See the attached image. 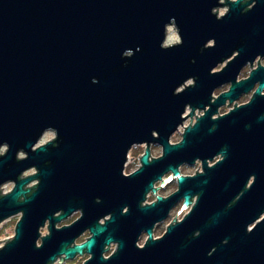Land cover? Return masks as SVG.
<instances>
[{
	"label": "water",
	"instance_id": "obj_1",
	"mask_svg": "<svg viewBox=\"0 0 264 264\" xmlns=\"http://www.w3.org/2000/svg\"><path fill=\"white\" fill-rule=\"evenodd\" d=\"M231 2L225 0L228 6ZM240 2L242 14L235 7L218 22L210 9L219 0H0V150L5 148L0 187L14 184L8 194L0 191V224L23 213L14 236L0 240L5 242L0 264H48L64 251L68 260L87 253L91 258L83 264H103L105 236L122 242L107 264H264V225L258 224L251 236L245 227L264 211V120H259L264 99L251 97L237 108L234 104L218 131L209 134L210 116L218 106L235 103L264 81V69H257L236 86L245 62L264 55V0H256L255 8L250 7L253 0ZM170 18H175L181 42L166 46ZM212 40L214 45L205 48ZM137 48L133 59H122L124 50ZM235 50L241 56L231 58ZM226 57L221 70L210 72ZM189 77H196L197 86L177 88ZM226 82L228 91L210 99L211 91ZM188 104H208L204 111L212 113L187 134L183 147L171 149L167 139L180 119L194 116L180 117ZM246 124H252L250 131ZM47 132L54 139L38 145ZM151 144L164 146L167 154L152 159ZM139 145H146L138 156L141 167L123 176L128 152ZM223 145L229 146V158L208 172L193 214L162 242L143 252L136 249L141 230L165 220L185 192L201 191L205 178H189L163 202L143 211L139 204L151 181L170 165L197 157L204 161ZM21 152L23 159L18 158ZM148 157L153 165L145 167ZM31 169L36 174L23 177ZM250 174L257 176L253 189L241 201L234 200L219 223L208 226ZM34 181L36 185L26 188ZM77 210V221L55 227ZM109 215L111 220L98 223ZM47 221L49 235L38 236ZM198 229L202 236L191 240ZM85 230L91 239L92 230L105 236L97 237L94 254L85 248L73 255L70 243ZM224 239L227 246L221 243ZM213 246L218 251L209 258Z\"/></svg>",
	"mask_w": 264,
	"mask_h": 264
},
{
	"label": "clouds",
	"instance_id": "obj_2",
	"mask_svg": "<svg viewBox=\"0 0 264 264\" xmlns=\"http://www.w3.org/2000/svg\"><path fill=\"white\" fill-rule=\"evenodd\" d=\"M257 6L256 0H253L251 3L250 7L255 8ZM239 7L242 9L241 13L244 12V5L240 2V0H232L231 5L228 6L225 4V0H219V3L216 4L210 9V13L212 16H214L218 22H223L226 18L229 17V11L231 10V13L233 11V8ZM170 21H173L172 23V28L176 29V24L175 18H170ZM175 36V41L177 44L181 42L180 36H179V30L177 29L174 32ZM215 41H209L204 45L205 48L207 47H212L214 45ZM140 51L139 48H137L135 51L131 49H126L122 53V59L124 60H131L135 57L136 52ZM203 54V53H202ZM236 55L241 56V51L240 50H235L231 54V58H234ZM131 57V59H125V57ZM264 55H257L254 59V61H246L245 64L242 66L244 68L245 66L247 67L248 70V75L251 76L252 72L257 71V69H264ZM228 58H223L211 71H215L219 68H222L226 63L228 62ZM195 63V60L192 61ZM124 67H127V64L124 65ZM242 75V74H241ZM237 80V85L239 84V77H236ZM92 83L98 84L99 81L96 79H93ZM193 85H196V77H189L186 80H184L180 85L177 86V88H188ZM197 86V85H196ZM229 86V82L223 83L221 86L216 87L214 90L211 91L210 93V99L215 96L216 92L219 90L221 87H227ZM250 97H254V101L257 99L259 96L261 99H264V81H257L255 85L247 92ZM252 101V104L253 102ZM209 105H204L203 107L201 106H193L192 104L185 105L182 114L180 117L183 115L184 111L187 110L190 113H194L195 115L190 119L189 121H184L180 119V123L177 125V128L181 127L185 123L189 124V127L185 129L186 135L183 133H180L181 139L176 140L174 137L170 139V137L167 139V144L171 149H177L181 148L186 144V137L187 134L190 131H195L198 126L201 124V122L204 120L203 116L207 115V118L209 117V113H212L211 111L205 112L204 110L208 109ZM235 110V105L233 106L232 109H229V111H234ZM223 115H227V113L224 112L223 106H218L216 108V111L211 114L210 120L212 122V127L209 130V134L215 133L218 131L219 128V122L223 120ZM259 120H264V115H262ZM259 120L257 122H259ZM214 121L216 123H214ZM252 129V124H246L245 125V130L250 131ZM171 136V135H170ZM161 145V144H160ZM163 146V145H162ZM21 156L23 155V152L20 153ZM167 154V149L163 146L160 149V155L164 156ZM0 155H3V152L0 151ZM229 158V146L228 145H223L219 151H217L212 157L206 158L204 161H202L199 157L194 158L192 162H182L179 165L172 166L170 165L163 173H161L157 178H155L153 181H151V187L146 191L147 198L143 199V203L139 204V208L143 211L150 210L155 205L156 203H161L165 200V194L163 192V189L167 187V185L172 184L176 186H182L186 181H188L189 178H194L195 180H198L201 177H204L205 179L200 181V186H201V191L198 192H192L191 190L185 192L176 205L169 210L168 217L161 221L159 224L156 225V227H151L149 229H144L141 230L139 235L137 236V239L135 241V247L139 251L143 252L145 251L148 247L151 245L158 244L162 242L165 237H167L170 233L171 230L177 228V226H181L184 224V221L188 218L189 215L193 214V210H195L198 207V204L201 201L202 196L204 195L203 189L207 187L208 184V172L215 170L219 165L225 163ZM145 167L147 166H152L153 164L150 162V160L145 161ZM205 164L207 165V168H205ZM185 169H189V171H185ZM233 180L235 177L232 178ZM257 183V176L255 174H250L247 178L246 183L243 184V187L240 189L237 195H235V198L232 199L225 208L223 209L222 212L216 213L210 220V223L208 226L215 225L219 223L220 218L224 215H227L233 206V201L241 199L245 196L246 193L251 191L253 187ZM14 185H5L3 188H0V191H3L5 194L11 192L13 190ZM231 187V181L225 185V191H228ZM24 193V192H23ZM25 194V193H24ZM24 194L20 195L23 196ZM18 198V199H19ZM128 207H124L123 211H127ZM182 213V214H181ZM21 215L23 213H20ZM112 216H106L104 219L100 220L99 223L100 225H104L106 221L111 220ZM264 211H261L260 213L257 214L255 218H253L252 221L246 224V234L251 236L253 233L256 232V230L261 226L264 225ZM164 225V231L158 232V228L160 225ZM260 225L259 227H256L257 225ZM95 227V226H94ZM100 229H107V228H100ZM41 231L46 230H41L38 229V236L40 235ZM93 232V235L95 236V239H87L83 240L82 243H77L74 248L72 254L74 255L76 252L83 253L84 249L87 248V251L91 254H94L92 252V249L95 247V242L98 236H105L104 232ZM202 231L201 230H196L193 232L191 236V240H197L202 236ZM106 242L103 244V250L101 252V261L103 264H107V262L111 261L113 257H116L118 253L120 252L122 248V242L118 241L114 238V236H105ZM151 241V243H149ZM223 246H227L229 244L228 239H224L222 242ZM72 244V243H70ZM68 244L67 247L70 245ZM39 247V240L35 241V248L37 249ZM5 248V243L0 242V249ZM77 250H82V251H77ZM218 251V248L213 246L211 250L207 253L208 257L211 258L215 255V253ZM63 254V256H62ZM58 257H62L61 259L58 260ZM67 259V253L64 251L63 253H59L55 256V259H50L48 261V264L50 262L56 261V264H64V261Z\"/></svg>",
	"mask_w": 264,
	"mask_h": 264
},
{
	"label": "rangeland",
	"instance_id": "obj_3",
	"mask_svg": "<svg viewBox=\"0 0 264 264\" xmlns=\"http://www.w3.org/2000/svg\"><path fill=\"white\" fill-rule=\"evenodd\" d=\"M229 1H232V0H229ZM169 29L172 30V31H171L172 33H171V35H170V37H169V42H168V44H167L166 41H165V43H164V45H166V46H170V45H173V44L176 43L175 39H172V36H173L174 32L176 31V29H173L172 27H168V28H167V33H166L167 38H168V30H169ZM167 38H166V40H167ZM224 66H225V65H224ZM224 66H223V67H224ZM223 67H222V68H223ZM222 68H219V69H217V70H215V71H219V70H221ZM246 73H248V70H246L245 72L242 73V75H240V79H243V78L245 77ZM182 89H183V88H182ZM182 89H181V90H182ZM218 94H219V91L216 92L215 96H217ZM249 97H250L249 94H248V95H244V96L240 97V98H239L235 103H233L232 105H228V107H224V109L227 111V110L233 108L234 104H236V106H239V105H241V104H244V103H246V102L249 101ZM173 137H174L176 140H180V138H181V136H180L179 134H176V135H174V136H171V138H173ZM53 138H54V134L48 132V133H46V134L42 137V139L40 140V142H39L38 145H43L44 143L49 142V141L52 140ZM171 138H170V139H171ZM144 150H145V146H142V147H138V148H136V150H134V151L131 152V157H130V160L128 161V167H127V169H126V171H125L126 174H128L129 172H132V171L134 170V167L132 166V164L134 163V162H133L134 160H132V159H133V158L135 159V157H137L136 159H139L138 156L142 155L143 152H144ZM0 151H2V152L4 153L5 148H2ZM151 156H152L153 158H157V157H159V156H160V148H153V147H151ZM18 158H19V159H23V158H25V154L23 153L22 156H21V154H18ZM185 171L187 172V171H189V169H185ZM34 174H36V170H35V169H31V170H29L28 172H26V173L24 174V176H25V177H28V176H30V175H34ZM9 184H10V185H14L13 183H6V184H4L3 186H1L0 188H3L5 185H9ZM36 184H37V182L34 181V182L30 183L28 187L31 188L32 186H34V185H36ZM175 191H176V186H175V185H172L171 187L166 188L163 192H164L165 196H167L168 194L173 193V192H175ZM1 194H5V193L2 191ZM181 214H182V213H181ZM19 217H20V216H16V217H13V218L7 219V220H5L4 222H2V223L0 224V240H4V239H8V238L13 237V235H14V234H13L14 226H15L16 222L18 221ZM76 218H77V216H74V217L70 218V219H69L68 221H66V222L59 223V224L57 225V227H62V226H64V225H68L69 223L73 222ZM42 230H46V232H45V231H41V234H42L43 236L46 235V234L48 233L46 227L43 228ZM163 231H164V225H162V229L159 230V232L162 233ZM4 243H5V242H4ZM72 263H73V262H72Z\"/></svg>",
	"mask_w": 264,
	"mask_h": 264
},
{
	"label": "flooded vegetation",
	"instance_id": "obj_4",
	"mask_svg": "<svg viewBox=\"0 0 264 264\" xmlns=\"http://www.w3.org/2000/svg\"><path fill=\"white\" fill-rule=\"evenodd\" d=\"M262 58H264V57H262ZM247 70V67L245 66L244 68H242L241 69V71H240V73H239V75H238V77H239V81H241V80H244V79H247L248 77H249V75H248V73H246V75H245V77L243 78V79H240V75L243 73V72H245ZM238 81V82H239ZM230 86V85H229ZM229 86H227V87H221V88H219V94L217 95V96H214L213 98L214 99H216L221 93H224V92H227L228 91V89H229ZM246 95H248V94H246ZM242 96H244V95H242ZM242 96H240V97H242ZM239 97V98H240ZM214 99H212V101L214 100ZM250 99H251V97H249V101H250ZM248 101V102H249ZM248 102H246V103H244V104H241V105H245V104H247ZM229 104V102L228 101H226V103H225V105L223 106V110H224V112L225 113H229L230 111L229 110H225L224 109V107H226L227 105ZM229 105H232V104H229ZM241 105H239V106H241ZM239 106H236V108L237 107H239ZM232 109V108H231ZM190 112L189 111H187V110H185V113L182 115V118H184V117H186L188 114H189ZM195 115V114H194ZM224 116V115H223ZM193 117V116H192ZM190 120V117H187L184 121H189ZM188 123H185L184 125H182L181 127H179V128H177V130H176V132L172 135V136H174V135H176V134H179L180 135V133H184V128H186V127H188ZM48 133V132H47ZM50 133H52V132H50ZM53 134V133H52ZM181 136V135H180ZM54 139V138H53ZM181 139V138H180ZM142 146H145V149H146V145H139V146H133L132 148H131V150L128 152V154H127V156H126V162H125V164H124V166H123V171H122V175L123 176H129L130 174H132V173H134V172H136L137 170H139V168L141 167V164H140V162H139V159H136L137 157H135V159L133 158L132 160H134L133 162V164H132V166L134 167V170L132 171V172H129L128 174H126V169H127V167H128V161L130 160V157H131V152L132 151H134V150H136V148H138V147H142ZM151 147H153V148H162L161 146H159V145H156V144H151V145H149V147H148V149H149V152H150V154H149V156L152 158V159H157V158H159V157H161V155L159 156V157H157V158H153L152 156H151ZM144 152H145V150H144ZM144 152H143V154L142 155H140V157H142L143 155H144ZM150 157H148V160H150V162H151V159H150ZM25 174V173H24ZM24 174H23V177H25L24 176ZM29 186V185H28ZM26 187V188H29V187ZM172 186V184H169V185H167V187L166 188H169V187H171ZM176 186V185H175ZM165 188V189H166ZM165 189H163V191L165 190ZM177 189H178V186H176V191H177ZM175 191V192H176ZM175 192H173V193H175ZM173 193H170V194H168L167 196H165L166 198L168 197V196H170L171 194H173ZM8 194V193H7ZM3 195H6V194H3ZM147 193H146V197H147ZM143 203V202H142ZM124 212H126V211H123V213ZM168 214H169V212H168ZM168 214H167V216H166V218L168 217ZM59 214H56L55 216H58ZM16 216H20L21 217V214H19V215H16ZM16 216H14V217H16ZM74 216H77V218L73 221V222H75V221H77L80 217H81V212L79 211V210H77V211H75L74 213H72L68 218H66V219H63L61 222H59V223H63V222H66V221H68L70 218H72V217H74ZM20 217H19V219H20ZM106 217V216H105ZM104 217V218H105ZM11 218H13V217H11ZM104 218H102V219H104ZM165 218V219H166ZM10 219V218H9ZM19 219H18V221H19ZM102 219H100V220H102ZM99 220V221H100ZM17 221V222H18ZM99 221H98V223H99ZM17 222H16V224H17ZM73 222H71V223H69L68 225H64V226H69V225H71ZM161 222V221H160ZM160 222H157L156 224H154V226L153 227H156V225L157 224H159ZM58 223V224H59ZM16 224H15V226H16ZM58 224H56L55 225V227L57 228V229H60L61 227H57V225ZM100 224V223H99ZM14 226V227H15ZM46 226H48V221L46 222V224H45V226L43 227V228H45ZM63 227V226H62ZM43 228H41V230L43 229ZM162 229V224L160 225V227L157 229L158 230V232H159V230H161ZM48 231V230H47ZM13 234H14V230H13ZM40 235H41V237H45V235L43 236L42 234H41V232H40ZM46 235H49V232L46 234ZM14 236V235H13ZM91 237V234L89 233V230H85L78 238H76L75 240H74V242L71 244V246H75L78 242L79 243H82L83 242V240H86V239H88V238H90ZM40 245H41V240L39 239V247H40ZM91 258V255H89V254H87V253H83L82 254V256H80L79 254H76L72 259H67V260H65L64 261V264H83L85 261H87V260H89ZM58 260H59V258H58ZM73 262V263H72ZM53 264H56V261L53 263Z\"/></svg>",
	"mask_w": 264,
	"mask_h": 264
},
{
	"label": "bare ground",
	"instance_id": "obj_5",
	"mask_svg": "<svg viewBox=\"0 0 264 264\" xmlns=\"http://www.w3.org/2000/svg\"><path fill=\"white\" fill-rule=\"evenodd\" d=\"M171 31H172V30H170V29L168 30V38H167V35H166L167 40H165V41L167 42V44H168V42H169V37H170V35H171V33H172Z\"/></svg>",
	"mask_w": 264,
	"mask_h": 264
},
{
	"label": "snow or ice",
	"instance_id": "obj_6",
	"mask_svg": "<svg viewBox=\"0 0 264 264\" xmlns=\"http://www.w3.org/2000/svg\"><path fill=\"white\" fill-rule=\"evenodd\" d=\"M172 39H176L175 36H174V34H173V36H172Z\"/></svg>",
	"mask_w": 264,
	"mask_h": 264
}]
</instances>
